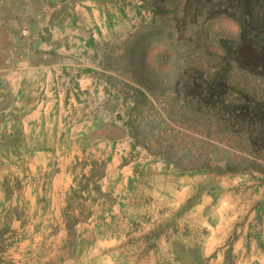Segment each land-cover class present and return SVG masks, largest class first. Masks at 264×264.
<instances>
[{"label":"rangeland","instance_id":"374dc122","mask_svg":"<svg viewBox=\"0 0 264 264\" xmlns=\"http://www.w3.org/2000/svg\"><path fill=\"white\" fill-rule=\"evenodd\" d=\"M95 1L116 25V67L141 87L129 114L142 148L128 155L133 178L121 196L109 186L93 192L94 198H141L129 220L132 232L125 233L123 219L110 221L105 204L95 234L76 227L73 206L66 205L63 222L54 203L51 227L40 229L38 220L31 235L11 209L0 208V264H209L195 260L204 229L178 233L186 210L174 216L157 198H264V121L255 113L264 105V0ZM60 128L53 124L47 143L72 150L78 143L58 139ZM6 137L11 158V134ZM59 157L46 178L58 171ZM36 174L43 178V171ZM25 190L8 179L0 195L24 198ZM32 190L38 198H85L80 186L52 187L46 197L39 184ZM62 222L73 227L63 233Z\"/></svg>","mask_w":264,"mask_h":264},{"label":"crops","instance_id":"0c3cea01","mask_svg":"<svg viewBox=\"0 0 264 264\" xmlns=\"http://www.w3.org/2000/svg\"><path fill=\"white\" fill-rule=\"evenodd\" d=\"M101 4L0 0V188L13 179L26 189L24 198L0 195V208L17 214L14 222L29 235L36 234L38 220L40 229L51 227L56 202L60 205L56 218L63 221L66 205L73 206L80 219L76 227L85 234L100 232L104 204L110 221L123 219L125 233L132 232L129 220L134 202L141 198H94L93 192L109 186L115 196H121V188L133 178L128 155L142 148L136 143L138 131L129 114L141 87L115 65L112 57L117 52L111 50L117 29ZM126 86L131 88L129 93ZM117 103L119 110L114 108ZM54 123L61 127L58 139L64 135L66 141L78 143L75 148L54 147L50 139L47 143ZM6 132L12 139L11 158L3 149ZM57 155L59 169L46 178ZM101 164L104 174L98 175ZM38 171H43L39 180ZM37 184L44 188L40 197H46L52 187L80 186L85 198H38L32 190ZM157 199L161 208L173 207L174 216L186 210L179 216L183 224L174 227L178 233L204 229L198 244L204 263L264 264V198ZM60 226L63 233L73 227Z\"/></svg>","mask_w":264,"mask_h":264},{"label":"trees","instance_id":"16d2710c","mask_svg":"<svg viewBox=\"0 0 264 264\" xmlns=\"http://www.w3.org/2000/svg\"><path fill=\"white\" fill-rule=\"evenodd\" d=\"M152 1H153V3H155L156 0H152ZM262 64H263L262 66L264 67V62ZM255 113H256V115H258V117L260 118L261 121H264V105L260 106L258 108V110H255ZM200 258H201V256L197 255L195 260L198 262L199 260H201Z\"/></svg>","mask_w":264,"mask_h":264},{"label":"built area","instance_id":"2783aa9c","mask_svg":"<svg viewBox=\"0 0 264 264\" xmlns=\"http://www.w3.org/2000/svg\"><path fill=\"white\" fill-rule=\"evenodd\" d=\"M23 35H26V31H23Z\"/></svg>","mask_w":264,"mask_h":264}]
</instances>
